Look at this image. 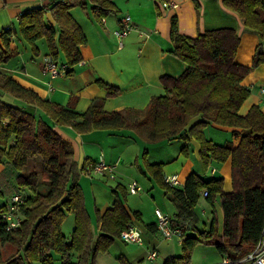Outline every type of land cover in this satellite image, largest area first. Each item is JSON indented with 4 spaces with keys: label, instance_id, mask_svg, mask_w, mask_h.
Instances as JSON below:
<instances>
[{
    "label": "trees",
    "instance_id": "16d2710c",
    "mask_svg": "<svg viewBox=\"0 0 264 264\" xmlns=\"http://www.w3.org/2000/svg\"><path fill=\"white\" fill-rule=\"evenodd\" d=\"M43 1L49 2L19 15L16 29L0 30V163L5 165L0 173V199L7 198L0 204V210H8L14 195H20L24 201L13 213L20 220L15 230L7 231L6 221L0 217V264H55L56 261L58 264H95V258L108 252L114 239L119 238L131 221L116 195L103 212L95 209L94 228L78 182L82 170L69 142L55 131L56 126L70 127L78 134L127 129L150 143L181 140L184 144L180 153L184 155L188 154L189 142L195 140L203 169L210 162L223 164L229 160L232 189L224 193L223 178L204 179L196 173L186 177L182 188L170 186L164 180L163 164L147 162L145 153L142 157L143 173L176 209V219L171 221L173 227L177 222L184 226L196 218L194 210L203 192H207L204 198L209 206L213 207L219 200L223 214L221 231L217 218L212 215L208 230L197 236L181 235V254L162 264H190L197 243L213 246L222 259H228L227 264H239L251 252L264 227V114L258 106H251L245 115L240 114L250 93L242 83L254 68L264 63V0H222L223 6L258 36L251 66L236 61L240 39L234 29H213L187 38L179 33L176 17H172L173 45L169 52L185 63L186 69L176 78L160 77L164 95L152 97L147 107L138 111L107 112L105 99L96 98L83 113L43 99L2 71L17 55L10 49L16 36L30 46L34 55L38 54L36 41L44 39L48 56L54 59L62 56L70 67L82 60L80 46L86 37L70 13V0ZM192 2L197 9V1ZM79 5L84 10L89 6L97 19L116 10L114 0H87ZM47 13L54 24L46 23ZM99 85L106 90L107 97L119 93L117 87L103 82ZM4 95L23 105L4 102ZM27 107L41 110L50 123ZM208 126L229 130L232 140L213 143L205 137ZM35 158L40 159V169L21 173ZM118 190L125 198V189ZM66 213L74 216L69 239L61 230ZM132 215L140 218L138 212ZM146 227L149 231L157 230L154 224ZM8 245L14 253L4 258L3 248Z\"/></svg>",
    "mask_w": 264,
    "mask_h": 264
},
{
    "label": "crops",
    "instance_id": "0c3cea01",
    "mask_svg": "<svg viewBox=\"0 0 264 264\" xmlns=\"http://www.w3.org/2000/svg\"><path fill=\"white\" fill-rule=\"evenodd\" d=\"M166 1H172L178 7L163 8L162 0H114L116 10L107 17L97 19L91 10L88 11L90 8L85 9V15L78 13L79 18L72 15L81 26L86 37V42L80 46L82 60L78 64L71 66V73L66 77H58L53 80L45 77L41 69L44 58L48 55L44 53L41 57L39 56V51V54L31 55L27 61L23 60L21 68L16 70L6 65L2 68V71L12 73L14 75L12 77L18 83L34 90L43 99L62 106H71L78 113L85 112L91 101L96 98L105 99L104 110L107 112L124 111L126 109L143 110L147 107L152 97L164 95V89L160 83L161 76L168 75L176 78L186 69V64L172 56L169 52L173 45L170 39V19L172 17H176L179 33L187 38H195L198 34L213 29H234L240 39L236 61L241 65L251 66L254 50L259 42L258 36L246 29L238 16L223 6L222 0H196L199 5L197 9L192 0ZM2 2L5 7L2 4L0 11L5 15H1L0 12L1 29H16L11 19L14 18L18 22L19 16L17 13L20 15L21 12L24 13L34 7L46 5L49 1L0 0V3ZM8 6H11V8ZM45 16H47L48 23L54 24L48 13ZM125 16L130 17L133 30L122 39V43L119 45V41L114 36V31L119 28L120 21ZM23 42L25 41L21 37L16 36L10 44V49L17 52L15 57H20L21 59L24 56H22L20 46L25 51L27 50ZM26 45L29 46L27 43ZM262 45L264 51V42ZM58 60L62 61L63 57L60 56ZM100 82L117 87L119 89L118 95L107 97L106 90L99 85ZM242 84L250 89V93L240 109V114L245 115L251 106H258L264 114V95L260 92V89L264 87V63L254 68ZM27 110L35 113L36 116L42 117L45 122L50 123V120L42 114L41 110L37 108L28 109V107ZM54 129L71 145L74 159L80 170H82L85 162L98 161L99 159H102L106 164L116 165L117 169L121 163V159L115 153L107 155L105 148H103L104 143H108V145L116 144L114 143L115 140H113L116 137H136L133 131L129 130V132H126L125 130L127 129L114 133L100 130L85 134H78L70 127L56 126ZM140 137H138V140L145 143L146 141H142L145 139L142 137L141 139ZM205 137L216 144H223L226 141L232 140L229 130L211 126L205 129ZM216 138L219 140H215ZM172 142H179L177 143L179 147L174 145L175 154L152 162L163 164L164 177L176 176L182 186L190 173H196L204 179L221 177L223 178V192L229 193L231 191V167L229 160L223 164L210 162L208 167L203 169L198 155L199 144L195 140L189 142L187 155L180 153V148L184 144L181 140H173L171 142L161 141L151 144L156 146L163 143L171 144ZM96 154L98 155L97 157L95 156ZM92 157L96 158L92 159ZM135 161H137V156L135 157ZM104 180L107 181L108 179L104 177L98 180L80 172L78 182L82 189L85 207L93 226L95 209L103 212L111 206L114 196L118 195L131 218L128 224L137 227L141 233L142 243L147 241L150 246L147 252L138 257V262L127 254L119 255L121 260H118V263L140 264L144 261L146 264H150L146 258L150 251L157 253L152 264H162L163 261L179 255L177 254V248L178 246L181 247V238L173 236L170 239H164L156 228L149 231L146 225H156L155 214L147 216L146 211L138 202L131 204L130 208L127 206V202H125L126 198H122L119 194L118 188L122 187L121 184H116L114 188H111L103 183ZM148 181L152 182L150 178H148ZM182 186L177 188H182ZM123 188L127 193V187ZM108 189L111 193L115 192L113 196L109 195V197L106 196L105 198L104 196H100L99 198V192ZM150 189L153 191V186ZM162 193L164 192L162 191ZM163 196L167 198L164 194ZM202 197L204 198L203 193L200 199ZM102 200L105 201V206H101L104 205L101 204L103 203ZM167 200L170 202L168 198ZM170 203L172 204V202ZM204 204L199 207L202 209V214L210 215L207 218L208 221H211L212 215L215 216L219 224V231H221L223 214L219 200L215 201L213 207L207 203ZM196 208L194 210L195 219L198 217ZM206 208L209 210V213H206L204 210ZM170 211H172L171 215L167 214V211L163 213L171 221H174L176 219V209L173 204ZM133 212H138L140 218L136 219L132 215ZM195 219L184 224V226L177 222L178 224H175V228H179L182 231V235H186L193 226L194 232H196ZM215 263L208 262L207 264Z\"/></svg>",
    "mask_w": 264,
    "mask_h": 264
},
{
    "label": "rangeland",
    "instance_id": "374dc122",
    "mask_svg": "<svg viewBox=\"0 0 264 264\" xmlns=\"http://www.w3.org/2000/svg\"><path fill=\"white\" fill-rule=\"evenodd\" d=\"M70 2L72 5L71 10H70L71 15H73L76 18H79L78 13H80L81 15H85L86 11L82 10L79 3L80 2L87 3V0H70ZM2 4L3 2L0 3V6H2ZM8 7L11 8V6H8ZM88 11H90V9ZM1 15H5V14L1 12ZM17 15L19 16L18 13ZM11 21L14 27L17 28L18 22L16 21V19L13 18L11 19ZM45 21L47 24H50L48 23L49 21L47 19V16H45ZM1 28L2 27H0V29ZM23 43L25 44V47L27 49L25 51L22 48V46H20V50L22 51V54H23L22 56H24V58L21 59L20 57H14L10 59L8 63L6 64L10 68H15L16 70L21 68L23 64V60L27 61L31 55H34L32 51L30 50L31 48H28L29 46L26 45V42H23ZM36 47L38 48V51L40 52V54L38 52L39 56L42 57L44 53H48V47L44 39H40L36 41ZM7 74L10 76H14L10 72H8ZM4 102L15 105V106H20V105L22 106V103L20 101L14 100L13 98L7 95H4ZM30 108L31 107H28V109ZM125 131L129 132V130H125ZM138 137L140 136H138L137 134H136V137L134 138L123 137L124 138L123 139L122 137H116L113 139L115 140L114 143L116 144L108 145V143H104L103 148H105L107 155L109 153H115L116 156L121 159V163L119 164L117 169L115 168V172L113 174V177L115 179L112 181V179L109 180L106 176H102V175H92L91 177L94 179H98V180L106 177L108 180L107 181L104 180V182L103 181L102 182L106 186L111 187V188H114L116 184H121L122 188L127 187L128 189L129 184L135 181L139 185L141 190L136 195H130L127 191L125 195V198H126L125 202H127L126 203L127 206L130 207L131 204H133L134 202H138L141 204L142 208L146 211L147 216H150L151 214L154 215V211L156 208H158L162 213L167 211L166 213L171 215L172 211H170V208H172V204L167 200V198L163 196L162 190L153 181L152 182L148 181L147 176L143 173L144 163H143L142 157H143V154L145 153V159L147 160V162H150V163L160 158H166V156L168 158L169 156H172L175 154L176 150H174V145H177L179 147V145L177 144L179 142H172L171 144L163 143V144H158L155 146L146 140H142V141H146L145 143L140 142L138 140L139 139ZM105 139L107 138L105 137ZM215 140H219V139L216 138ZM95 156L97 157L98 155L96 154ZM136 156H137V161H135ZM96 157H92V159H95ZM4 167L5 165L3 164V162L0 163V173L2 172ZM39 169H40V159L35 158L29 161L27 168H24L21 171V173H24V172L26 173L28 171H38ZM8 181L10 183L11 179H8ZM1 184H4V183H1ZM152 186H153V191L150 189ZM2 190H3V193H5V195H8V192H6L4 188H2ZM24 193L29 194L27 191H24ZM109 195L112 197L113 193H111V191L108 189L106 191H100L98 196L99 198L100 196H104L105 198L106 196L109 197ZM6 200L7 198H5L4 200L0 199V204H2L3 202H6ZM205 201H206L205 198L202 197L201 199H199L196 205L197 207L196 209L198 211V214H197L198 217L197 219H195L194 224L196 225L197 231L194 232V229H193L194 226H193V228H191L189 232H187L186 235L197 236L199 232L209 229L211 221L210 220L208 221L207 218L210 215L202 214V209L199 208L200 205H205L204 204L206 203ZM102 202L103 203L101 204H104V205H101V206H105L106 205L105 201L102 200ZM204 210L206 211V213L207 212L209 213V210L207 208ZM92 211H93V207H92ZM94 216H95V211H94ZM73 229H74V216L72 213H66V216L61 225L62 234L66 238L69 239L71 237ZM114 240L115 241H113L112 245L108 249V252L101 253L95 258V264H119L118 259L121 258L119 257V255H127V254L132 256L133 259L137 260L138 262V257L143 255L150 248L147 241H144L142 245L139 246L137 244H125L120 240V238L114 239ZM4 248H3L4 258H8L14 253V249L11 246L8 245L5 249ZM177 252H178L177 254L179 255L181 254L182 251H181L180 246H178ZM222 260L223 259L221 255H219L216 252L213 246L205 245L203 243H197L193 247V250L190 256V264H207L208 262L209 263L216 262L215 264H222L223 262ZM55 264H58V261H56ZM140 264H146V262L143 261Z\"/></svg>",
    "mask_w": 264,
    "mask_h": 264
},
{
    "label": "built area",
    "instance_id": "2783aa9c",
    "mask_svg": "<svg viewBox=\"0 0 264 264\" xmlns=\"http://www.w3.org/2000/svg\"><path fill=\"white\" fill-rule=\"evenodd\" d=\"M162 7H172L177 8L178 5L173 3L172 1L162 0ZM133 30V26L131 23V19L129 16H125L120 21V26L117 30L114 31V36L119 41V45H121V41L124 37H126ZM148 37V36H146ZM70 66L65 61H60L58 59H54L51 56H46L44 58L42 64V74L47 77L49 80L56 79L58 77H66L68 72L70 71ZM262 95H264V87L260 89ZM264 103V102H263ZM116 165H109L103 162L102 159L98 161H88L84 164L82 172L86 175H102L106 176L108 179L114 180L113 174L115 172ZM164 180L167 184L173 187H181L182 184L178 180L176 176H167L164 177ZM139 185L134 181L128 186V193L130 195H136L140 191ZM207 192H203V196L205 197ZM23 198L20 195H14L11 198V204L7 208V211L0 210V217L6 221V230H15L19 226V218H15L14 212L18 209L19 204H23ZM156 218V226L159 234L164 239H170L173 236H178L181 238L182 231L179 228H175L171 224V219H169L166 215H164L159 209H155L154 211ZM119 238L121 241L127 244H142L141 233L137 227L132 226L131 224H127L125 228L120 232ZM157 253L154 251H150L147 254V261L152 264L153 260L156 258ZM223 264L229 263L228 259L224 258L222 260ZM239 264H264V227L260 233V236L255 243L253 249L250 253H248L244 258H242Z\"/></svg>",
    "mask_w": 264,
    "mask_h": 264
}]
</instances>
